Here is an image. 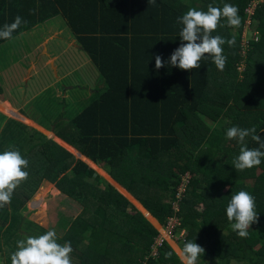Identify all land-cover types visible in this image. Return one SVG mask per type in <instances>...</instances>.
Returning <instances> with one entry per match:
<instances>
[{
  "label": "trees",
  "instance_id": "1",
  "mask_svg": "<svg viewBox=\"0 0 264 264\" xmlns=\"http://www.w3.org/2000/svg\"><path fill=\"white\" fill-rule=\"evenodd\" d=\"M255 1L249 16L247 10ZM226 3L238 8L241 23L229 26L222 16L211 33L235 37L233 47L223 45L225 69L218 70L208 54L200 68L185 71L171 66L170 56L182 43L183 25L177 18L192 8L206 12L210 4L222 9ZM17 16L27 23L10 39L0 38V46L36 29L43 33L44 24L57 17L64 20L89 62L95 99L80 113L63 104L61 118L68 119L67 126L53 121L50 129L103 166L144 208L134 201L141 212L135 209L52 140L8 122L0 129V153L18 150L28 161L22 170L29 175L13 191L11 203L0 207V254L7 264L18 241L47 232L20 212L45 182L80 206L74 217L57 216L63 229L57 242H71V264H183L164 243L151 255L158 232L149 222L156 225L154 218L164 225L172 215L179 223L174 230L184 232L176 241L181 252L188 241L205 249L197 264H264V157L258 166L237 170L233 161L242 145L226 138L233 126L254 127L264 141V1L0 0V30ZM247 19L258 29V38L243 45ZM156 54L164 61L160 69L155 67ZM0 105L14 112L7 104ZM244 143L250 149L260 147L251 135ZM83 156L77 155L88 162ZM184 173L189 176L187 185L173 211L165 201L174 200V187ZM139 185H146L145 193L136 192ZM242 190L255 197L259 214L247 237L232 229L235 221L226 215L232 196ZM62 196L53 201L61 212L73 214L75 202ZM38 205L43 207V195H37L30 209ZM41 221L44 226L46 219Z\"/></svg>",
  "mask_w": 264,
  "mask_h": 264
},
{
  "label": "clouds",
  "instance_id": "2",
  "mask_svg": "<svg viewBox=\"0 0 264 264\" xmlns=\"http://www.w3.org/2000/svg\"><path fill=\"white\" fill-rule=\"evenodd\" d=\"M150 2L155 3V0H150ZM238 12V8L232 4L226 3L222 9L210 4L206 12L192 8L181 17H178V23L183 25L179 33L182 43L172 53L168 63L181 70L190 71L194 68H200L201 59L205 57V54H208L212 56L218 70L223 71L227 63V57L223 54V45L227 43L229 47H233L235 37L225 39L219 35L213 36L211 33L217 29L222 16L227 17L229 26L239 27L241 18ZM22 23H27V21L17 16L14 22L5 24L3 29L0 30V38L10 39L12 33ZM155 67L156 69L164 67L163 58L159 54L155 55ZM250 135L252 140L260 145L259 148L250 149L245 145V138ZM226 138L238 139L242 145L240 154L233 161L235 169L243 171L261 164V158L264 157V151H261V149H264V141H261V137L256 134L254 127L242 129L233 126L227 129ZM27 166L28 161L21 156L18 150L0 153V207L11 203L13 191L21 181L28 178V172L22 170ZM226 215L229 221H235L232 224V229L238 231L240 237H247V230L258 220L259 214L256 211L255 197L243 190L234 194L227 205ZM168 218L175 217L173 215L167 217L166 221ZM155 224L161 228L165 225H161L157 221ZM151 225L153 226V224ZM177 226H179V223ZM179 233H181L179 238L176 240L168 239L164 244L169 246L168 241L176 243L177 240L183 237L184 232L181 228L174 230L175 236ZM17 249L11 256V264H71L70 254L73 251L71 242L66 241L63 245L59 244L54 230H49L39 237H28L26 241H18ZM172 251L183 264H197L205 249L195 242L188 241L184 244L182 252L180 250L177 254L174 250ZM155 254L151 252V255ZM168 255L170 256L171 253Z\"/></svg>",
  "mask_w": 264,
  "mask_h": 264
},
{
  "label": "crops",
  "instance_id": "3",
  "mask_svg": "<svg viewBox=\"0 0 264 264\" xmlns=\"http://www.w3.org/2000/svg\"><path fill=\"white\" fill-rule=\"evenodd\" d=\"M23 36H25V34H22L16 38L23 37ZM43 39H45V40L43 41ZM51 43H53L52 42V36H44V37H42V41H40L37 44L38 45L37 48L38 47L42 48L43 54H41V56L51 57V61L49 63V66H46L45 68L44 67L41 68L39 71H37L38 72L37 75L34 74L35 68H34V70L32 69L33 70L32 75H31L29 80L27 79V82L22 83V80H21L22 78L20 75L21 72L17 73L19 77L17 75H14V77L19 78L20 83H17L16 86H14V84H13L11 86V88L15 89L17 87L18 88L17 92L16 93L14 92L13 95H11L7 92L8 93L7 98L9 100L3 98L4 100L0 101V104L1 103L7 104L9 107H11L13 109L14 112L11 113V109L0 105V109L5 114V115H3L0 113V117L3 118V120H4L3 125H2V127H0V129H2L4 127V125L8 122H15L17 124H21V125L29 128V129L36 131L40 135L45 136L46 139L52 140L57 145L62 147L64 150H66L67 152L72 154L76 159L81 160L87 166L90 165V163H92L94 166L99 165V164L95 165V162L93 163V161L89 160L88 158H86L85 156L80 154L74 147H72L70 144L66 143L62 138L57 136V134L52 132V130L50 129V122H53V121L54 122L58 121V123L61 125V128H64L65 126H67V124L69 122L68 119L61 118L66 111V108L63 106V104L71 105V107L74 110H76L77 112L80 113L87 105H89L88 103H90L93 99H95L94 98L95 92L93 90V84H91L95 81V79L90 82L89 71L87 69L89 62L85 61L86 59H83L84 57H81L83 55L78 51L79 47L73 45L72 48L74 49L75 52H77V54H76V56L71 55L72 57H70V55L68 56L69 57L68 60L70 61V63H73L74 59H76V62H74V63H78L79 66L74 65L75 67H73L72 70H70V71L67 70L66 73L60 75V74H58L59 68H56V66L54 67V65H53L54 63H56L57 60H60V59L57 56H52L50 53L47 52V47ZM53 47H55V46H53ZM56 53L59 56L61 54L60 51H57ZM64 65H66V63ZM67 66H68V63H67ZM28 68H29V66H28ZM21 71H22V69H21ZM29 72H30V69H29ZM29 72L26 73V75H28ZM48 72L51 73V76H52L51 81L49 80ZM93 74H94V71H93ZM35 76H38V77H35ZM29 82H34V84H29ZM35 84H37L38 86L36 88L31 89L30 86L35 85ZM60 84H62L61 85V89H62L61 91L58 87ZM2 85H5V82L3 79H2V81H0V86H2ZM0 90H1V87H0ZM78 91L83 94L81 97L76 95V92H78ZM0 95H3V94H0ZM19 103H26V104L21 108L20 106L19 107L17 106V104H19ZM43 121H44V123H47L48 126L44 125ZM0 135H1V132H0ZM77 155L83 156L84 158L87 159L88 162H85L81 158L77 157ZM91 169H93V168H91ZM94 169L98 170L99 175H101V177H103V179L106 182H107L108 178L112 179L108 174H104L103 172H99L100 168L96 167ZM94 171H96V170H94ZM105 177H108V178H105ZM113 181H111L110 182L111 184H109V185L114 187L128 201H129V198L133 199L134 201H137L124 188H122L118 183H116L114 181L117 185V186H115V183ZM117 187H119V189H121V190H119ZM46 189L48 190L47 192H45ZM49 189H54L57 194L54 195L53 193H51L49 191ZM42 190H44V191L42 192ZM40 192H42L41 195H43V196H44V194H47V193L50 194L51 201H52L51 204H56L57 202L53 201V200L58 199L59 195L62 196L60 191L55 187V185L48 183V182H45L39 188V191L37 194H39ZM37 194H36V196H37ZM62 197H65V196H62ZM65 198H68V197H65ZM68 199L71 200L70 198H68ZM32 200H30L31 202L28 201L26 203L25 207L23 209H21V211H20L21 213H22V210L24 212H28L30 210V203L36 202V201H32ZM71 201H73V200H71ZM73 202H75V201H73ZM137 202H139V201H137ZM28 203H29V205H28ZM75 205L77 206V208L76 209L72 208L74 210L73 214H67L66 215L64 212H62L63 214H65V217L71 218V217L76 216L79 213L80 206L76 202H75ZM62 213H60V214H62ZM23 215L25 216L26 214H23ZM56 215L54 213V216H56ZM153 220L156 223V220L154 218H153ZM54 221H55V218H54ZM61 230L63 231V229H61Z\"/></svg>",
  "mask_w": 264,
  "mask_h": 264
},
{
  "label": "rangeland",
  "instance_id": "4",
  "mask_svg": "<svg viewBox=\"0 0 264 264\" xmlns=\"http://www.w3.org/2000/svg\"><path fill=\"white\" fill-rule=\"evenodd\" d=\"M248 15L250 16L251 14L249 13ZM257 30H258L257 28L255 29V25H251V23L249 22V19H247L246 23H245V28H244V31L242 34V44L245 45L249 41L257 40V38H258V31ZM30 33L31 34H25V36H23V37L14 38V40H11V41L5 43L4 45L0 46V49H2V51L4 52V53H0V81H2V79H3L5 82V85L0 86L1 87L0 94H3V95H0V101L4 100V99L9 100L7 98L8 93L13 95L14 92L15 93L17 92V90H18L17 87L15 89L11 88V86L13 84H14V86H16L17 83H20L19 78L14 77V75L18 76L17 73L21 72L20 75L22 78L21 79L22 83L27 82V79L28 80L30 79V77L32 75V71L34 70V68H35L34 74L37 75L38 74L37 71H39L43 67L45 68L46 66H49V63L51 61V57L41 56V54H43L42 48L41 47L37 48V46H38L37 44L40 41H42V37H44V36H52V42L53 43H51L47 47V52L50 53L52 56H57L60 59V60H57L56 63L53 64L54 67L56 66V68H59L58 74L62 75L64 73H66L67 70L68 71L72 70V68L75 67L74 65L79 66L78 63H74V62H76V59H74V62H73L74 64L70 63V61L68 60L69 55H70V57H72L71 55L76 56V54H77V52H75L74 49L72 48L73 45H76V42L69 35L68 28L66 27L64 20H62L60 17H57V18H55L49 22H46L44 24L43 33L41 30H37V29L34 30L33 32H30ZM44 40L45 39H43V41ZM53 46H55V47H53ZM57 51L61 52L60 56L57 55V53H56ZM244 53H245V51H244ZM244 53H242V54H244ZM81 57H84V56H81ZM83 59H85V58H83ZM65 63H66V65H64ZM67 63H68V66H67ZM28 66H29V68H28ZM21 69H22V71H21ZM29 69H30V72H29ZM242 69L243 68H240L238 70L242 71ZM28 72H29V74L26 75V73H28ZM35 77H38V76H35ZM48 77H49V80L51 81L52 76H51V73H49V72H48ZM29 84H34V82H29ZM61 85L62 84H60L58 86L60 91L62 90ZM37 86H38L37 84L31 85L30 88L33 89V88H36ZM96 86H97V84H95V86H94L95 90H96ZM76 95L81 97L83 94L78 91V92H76ZM25 104L26 103H19V104H17V106L18 107L20 106L22 108ZM0 113L5 115L1 109H0ZM3 122H4L3 118L0 117V127H2ZM43 123H44V121H43ZM221 124L219 123V126H221ZM44 125L48 126L47 123H44ZM88 167L93 168V169L98 167V168H100L99 172H103L104 174H107V172L105 171V169L101 165H96L95 167H92L90 164V165H88ZM94 170H96L95 172L98 173L97 169H94ZM257 171L259 173L261 171V167H259ZM110 182H111L110 180H107L106 183L111 184ZM185 185H186V179L183 177V175H180L179 181L176 184V186L174 187L175 191H176V189L179 190V193H176V196H177L176 198H178V200L181 197L180 193H182V191L184 190ZM146 188H147L146 185H139L136 189V192L144 193L146 191ZM47 189L45 190V192L48 191ZM43 191L44 190H42V192ZM42 192H40L37 195L41 196ZM36 197L37 196L35 195V197H33L32 201H36ZM129 202L135 209H137V207H136L137 205L135 206L136 202H134L133 199L129 198ZM165 202L166 203L170 202V200L165 201ZM51 203H52V201H51L50 194L49 193L44 194V205H43V207L38 206V207H35L34 209H30L26 213L25 217H27L28 220L33 221L35 224H38V226L44 228L47 231L54 230L57 234V239H58L63 234V231L61 230L62 228L57 225V220H58L57 216H58L59 212L60 213H62V212H61V210H59L57 204H51ZM137 203L141 205L140 202H137ZM28 205H29V203H28ZM141 207L144 208L143 205H141ZM197 208L200 209L199 205L197 206ZM137 210H139V209H137ZM54 213H55V215L56 214L57 215L54 216ZM64 213L67 215L66 212H64ZM65 214H63V215L65 216ZM42 218L46 219V223L42 224L44 226H41V223L43 222V221H41ZM54 218H55L56 222L54 221ZM151 224H153V223H151ZM153 226L157 229L158 234L159 233L163 234V230L159 225L153 224ZM165 239L167 240V237ZM174 243L175 242L168 241L167 244L169 246H171L172 250H174L178 254L181 250L180 246L177 243H175V244ZM3 255L4 254H0V264H7Z\"/></svg>",
  "mask_w": 264,
  "mask_h": 264
},
{
  "label": "built area",
  "instance_id": "5",
  "mask_svg": "<svg viewBox=\"0 0 264 264\" xmlns=\"http://www.w3.org/2000/svg\"><path fill=\"white\" fill-rule=\"evenodd\" d=\"M260 1H264V0H260ZM256 4V1L252 3V5L250 6V8L247 10L250 14L252 13V10L254 8ZM183 177L186 179V185H187V180H188V174L187 173H184L182 174ZM185 185V187H186ZM185 190V188H184ZM184 190L182 191V193H180V195L183 194ZM176 193H179V190L176 189L175 191V194H174V200L171 202L170 201V204L172 205V210L173 211H176V205H177V201H178V198H176ZM178 225V222L175 218H168L165 225L162 227V230H163V234H158V236L155 238L154 240V245H153V250H152V253H156V248L158 246H161L162 243H165V241H167L168 239H177L181 236V233L177 234V236L174 235V228L175 226ZM161 235V236H160ZM167 237V240L165 239Z\"/></svg>",
  "mask_w": 264,
  "mask_h": 264
},
{
  "label": "water",
  "instance_id": "6",
  "mask_svg": "<svg viewBox=\"0 0 264 264\" xmlns=\"http://www.w3.org/2000/svg\"><path fill=\"white\" fill-rule=\"evenodd\" d=\"M22 214H26V213L22 210Z\"/></svg>",
  "mask_w": 264,
  "mask_h": 264
}]
</instances>
